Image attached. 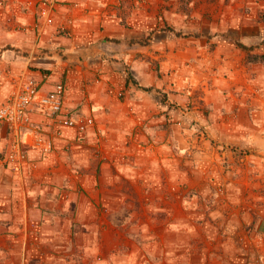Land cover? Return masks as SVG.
I'll return each instance as SVG.
<instances>
[{
	"label": "rangeland",
	"instance_id": "obj_1",
	"mask_svg": "<svg viewBox=\"0 0 264 264\" xmlns=\"http://www.w3.org/2000/svg\"><path fill=\"white\" fill-rule=\"evenodd\" d=\"M129 2L161 13L162 55L124 62L110 102H143L140 113L150 120L129 104L121 115L141 122L115 143L93 114L71 112L93 118L81 134H97L75 179L85 189L77 190L85 214L68 223L61 252L43 257L110 264L112 231L121 254L134 249L133 262L169 263L173 252L174 262L198 264L204 247L208 264H264V146L250 137L264 134V0ZM54 149L52 143L40 151ZM0 241V264L41 255L7 250L27 249V237ZM40 241L37 251L53 252L58 244Z\"/></svg>",
	"mask_w": 264,
	"mask_h": 264
},
{
	"label": "crops",
	"instance_id": "obj_2",
	"mask_svg": "<svg viewBox=\"0 0 264 264\" xmlns=\"http://www.w3.org/2000/svg\"><path fill=\"white\" fill-rule=\"evenodd\" d=\"M160 19L159 11L131 6L129 0H0V106L32 81L43 94L63 82L66 111L93 114L98 129L107 127L116 143L141 122L138 118L144 119L140 112L146 108L143 102L137 106L129 103L136 107L138 118L126 117L121 112L129 109L128 102L111 103L110 99L117 93L124 62H145L147 55H162V39L157 35ZM175 43L170 41L171 46ZM170 53L173 55L172 50ZM50 123L49 115L35 107L30 126L21 134L23 157L13 163L7 156L14 137L0 123V239H30L27 249H7L42 255L29 257L27 264H57L47 262L43 255L59 254V240L67 238L68 223L85 214L83 197L77 196V190L85 189L75 179L82 177L78 171L81 159L97 134L90 130L83 135L65 128L56 136L47 127ZM38 127L54 144L52 152L43 153L32 145ZM257 131L250 135L252 142L264 146V134ZM69 207H74V215L67 214ZM189 219L182 222L189 224ZM171 226L180 227L174 222ZM3 227H7L5 231ZM51 239L58 240L55 251H37L34 244ZM121 252L110 231V264H143L133 262L134 249ZM203 254L204 247L198 264L209 263ZM210 254L207 251L206 257ZM173 259L172 252L171 262L160 264H192Z\"/></svg>",
	"mask_w": 264,
	"mask_h": 264
},
{
	"label": "built area",
	"instance_id": "obj_3",
	"mask_svg": "<svg viewBox=\"0 0 264 264\" xmlns=\"http://www.w3.org/2000/svg\"><path fill=\"white\" fill-rule=\"evenodd\" d=\"M66 90V85L60 82L51 93L43 94L40 85L32 81L0 106V123L6 125L14 137L13 148L7 156L9 162L13 163L23 157L20 150L21 134L24 128L30 126L35 107L49 115L51 123L47 127L53 125L59 135L65 128L73 129L80 134L87 131L93 123V118L76 116L66 111L64 107ZM33 146L43 152L52 149V143L46 140L41 132H37Z\"/></svg>",
	"mask_w": 264,
	"mask_h": 264
},
{
	"label": "trees",
	"instance_id": "obj_4",
	"mask_svg": "<svg viewBox=\"0 0 264 264\" xmlns=\"http://www.w3.org/2000/svg\"><path fill=\"white\" fill-rule=\"evenodd\" d=\"M118 225H119V226H121V225H122V221H121V220H120V222L118 223Z\"/></svg>",
	"mask_w": 264,
	"mask_h": 264
}]
</instances>
